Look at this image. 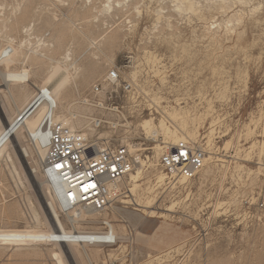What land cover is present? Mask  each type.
<instances>
[{
	"label": "rangeland",
	"instance_id": "obj_1",
	"mask_svg": "<svg viewBox=\"0 0 264 264\" xmlns=\"http://www.w3.org/2000/svg\"><path fill=\"white\" fill-rule=\"evenodd\" d=\"M11 46L15 59L0 65V131L56 70L65 83L56 113L90 132L80 100L118 65L142 89L145 111L133 137L145 143L149 162L138 168L144 177L136 187L130 176L119 183L121 195L103 214L72 222L60 212L67 231L100 232L102 220H110L118 244L1 240L0 264H82L79 251L120 264H264V0H0V51ZM24 68L25 85L5 82L3 73ZM37 117L29 121L37 124ZM146 119L158 128L165 121L177 135L182 122L195 132L191 140L207 150L195 180L168 184L156 161L164 135L147 136L140 125ZM26 138H12L24 180L10 160L0 161V232L56 228L45 204L50 181L42 159H26L19 148L33 147ZM137 197L149 205L138 210L131 202Z\"/></svg>",
	"mask_w": 264,
	"mask_h": 264
},
{
	"label": "built area",
	"instance_id": "obj_2",
	"mask_svg": "<svg viewBox=\"0 0 264 264\" xmlns=\"http://www.w3.org/2000/svg\"><path fill=\"white\" fill-rule=\"evenodd\" d=\"M141 90L140 84L127 77L122 67L113 65L80 100L89 109L86 118L90 132L73 129L51 113L45 116L35 142L45 135L46 154L41 168L48 178L57 177L63 184L61 195H55L62 214L70 215L77 208L81 212L106 210L122 191L111 189V185L119 184L143 161L146 165L149 162L145 143H137L133 137L136 123L145 111ZM104 129L106 134L101 133ZM206 159L203 143L179 139L165 145L157 163L170 184L195 180L205 168ZM102 224L104 234L111 230V221ZM117 241L114 236L108 237L104 244ZM92 264L120 263L111 259Z\"/></svg>",
	"mask_w": 264,
	"mask_h": 264
},
{
	"label": "bare ground",
	"instance_id": "obj_3",
	"mask_svg": "<svg viewBox=\"0 0 264 264\" xmlns=\"http://www.w3.org/2000/svg\"><path fill=\"white\" fill-rule=\"evenodd\" d=\"M16 52H17V48L15 49L12 46H11V50L8 49V48H3L0 51V65H2L4 63H7V62H12L15 59L14 58L15 55H17ZM57 70H58V67H57ZM28 72H27V70L25 68L21 69L20 71H10V72H7V73H3V78H4L5 82H11V81L15 82L16 81L17 83L21 82V83L24 84V82L29 81ZM55 72H57V71L55 70ZM55 72H54L53 76H51V79H49V80H51L49 82V85L46 86V87H43V88L41 86V89H37L38 90L37 94L34 97L31 98V100L28 102V104L16 115V117L9 123V125L6 126V127H3L1 129V131H0V161L2 159L10 160L9 162L12 163L11 166L14 167V170L18 174V177L21 178L22 180H24L23 176H22V173H24V169L26 170V166H24V164L18 159V156L20 158H22L21 154L18 153V156L16 155V152H18L19 149L16 150V148H15V150H14V147H13L14 143H12V138L13 137H15L17 139V141H19V143H20V140H21L20 138H22L23 141H25V140L27 141L26 137H29L30 141H32V143L34 144L33 147L29 146V144L28 145H24V146L23 145H19V148L21 149L23 157H25L26 159H27V157H31L32 158V156H34V154H37V155H39V159H42V161H43V159L45 158V154H46V148L44 147V144L46 143V137H45L44 134H42L41 138H40L41 141H38V143L35 142V139L39 135V133H38L39 127L41 126V124H42V122H43V120H44L46 115L51 113L56 120H59V121L63 122L64 124L70 126L73 129H78V128H76L77 127L76 124H74V122L72 121L73 119L72 120L69 119V117L67 115H64V114H61V115L59 114L58 115L56 113L57 112V108L59 109V107H58L59 106V101H58V98H57V94H58L59 91L60 92H64L65 83H64V74L62 73L60 75V73H55ZM20 85H22V84H20ZM8 97L10 98L9 101L12 102L13 100H11V99L13 98V96H12L11 93H10V95ZM7 103H8V101H7ZM74 114L76 116L75 118H77V114L76 113H72V117L71 118L74 117ZM36 115L38 116L37 118L40 120L37 124L32 122V121H29V119L32 116H36ZM263 121H264V118H263ZM179 123H180V121H179ZM140 125L142 127V130L147 134V136H153L155 139L156 138L160 139L159 138L160 135H162V134L164 135L163 138H162L163 139V146L162 147L160 146L161 150L158 149V151H161V152H162L163 148L165 147V145L173 144L179 138H181V139L182 138L183 139L189 138L190 140L191 139H195V132L193 130H191V129L189 130L187 128V125H186L185 122H182L181 126H179V127H178V125L176 126V127L179 128L180 135H177L176 134L177 132H173V131L171 132V130L167 126L166 122L163 121V120L160 122L159 128L153 122L152 119H146ZM178 128H177V130H178ZM192 128H193V125H192ZM212 142H211V140H209L208 144H212ZM259 142H261V141H259ZM39 146H41L45 150L43 155H42V157H41V153H40V151L38 149ZM136 146H139V145L136 144ZM161 152H160V154H161ZM261 152H262V154L264 153V146H263ZM160 154L157 156L156 161L158 160ZM262 157H260L259 160L257 161L258 162V166H260V168H262V165H263ZM34 160H37V159L34 158ZM42 161H41V163H42ZM35 163H36L35 164L36 167H38V164H39L38 160ZM22 164H23V168H22ZM144 164H145V162L143 161L141 164H139L135 168L134 171H132L128 175V176L131 177L132 183H133V185L135 187L138 185L139 181L144 177V176L142 177L143 174H141L140 169H138V168H143L144 169V166L146 165V164L145 165ZM41 167H42V164H41ZM37 169H35V171ZM258 171H259V169H258ZM260 171H262V170H260ZM33 172H34V170H31V174ZM42 172H44L43 169H42ZM44 173H43V176L45 177ZM142 173H144V172L142 171ZM164 175H159V177H156V179L158 178V181L162 182V180H165V179H163ZM25 177H26V174H25ZM31 177H32V175H31ZM49 181H50V183H46V185H47L48 194L50 195L49 197L51 198V200L45 201V204H46V207L49 209V213H50V215L52 216V218H53V220L55 222V227H56L55 230L54 231H50L48 233L0 232V241L4 240V241H13V242H30V241H33V240H48V241L53 242V243L54 242L59 243V245H61V246L64 245V244L65 245L77 244L79 246H84V244H103L104 245V241L108 237L111 238V237L114 236L117 239L120 238L115 233L114 225H113L112 222H111V227L112 228H111V230H108V232L106 234H104V232L102 230H99L100 232H94V231H86V232H84V231H75V230L74 231H67L64 228L63 221H62L61 216H60V211L58 209V204H57L56 199H55V195L56 194H60L61 195V193L63 192V184L60 182V180L57 177L49 178ZM150 185H151V183H150ZM156 186H155V188H156ZM119 187H120L119 184L111 185V189H114V190L120 189ZM134 188H132L131 190L135 193ZM155 188H153V190ZM146 189H147V187H146ZM131 190H129V191H131ZM133 192H131V193H133ZM140 193H143L142 189H141ZM137 194L138 193H136V195ZM148 194H149V192H148ZM155 194H156V192H155ZM155 194H154V196H155ZM140 198H138V199L133 198L132 201H131L133 204H135L137 206L136 208L138 210H140V209L142 210L143 208L145 209V207H147L149 205L148 204L146 206L145 202L141 203L142 201H140ZM142 199L143 198H141V200ZM147 199H149V198H147ZM147 203H149V202H147ZM172 209H168L167 208L165 210H167V211L169 210V211L172 212ZM105 211L106 210L101 211V212H93V211H90V210H83L81 212V210L79 208H77V209H74V210L71 211V214L69 215V217L72 220V222L84 221V220L88 219V218H85L84 216L91 215L93 217L94 215H101ZM73 215L77 216V218L73 219ZM33 219L37 223H39L41 221V217H40L39 213H37L35 210H34ZM103 221H108V219H103L102 223H103ZM106 235H109V236L106 237ZM127 237L130 238L129 236H127ZM118 243H119V241H117L116 244H118ZM114 245L115 244H111V245L109 244V246H114ZM15 249L20 250L21 247L19 245H17V247ZM77 253H78V257L80 258L82 264H92L93 262H98V261L92 260V259H95L96 255H97L96 254L97 252H94L92 254V253L87 252V251H79ZM98 254L100 255V253H98Z\"/></svg>",
	"mask_w": 264,
	"mask_h": 264
},
{
	"label": "water",
	"instance_id": "obj_4",
	"mask_svg": "<svg viewBox=\"0 0 264 264\" xmlns=\"http://www.w3.org/2000/svg\"><path fill=\"white\" fill-rule=\"evenodd\" d=\"M20 119V118H19Z\"/></svg>",
	"mask_w": 264,
	"mask_h": 264
}]
</instances>
